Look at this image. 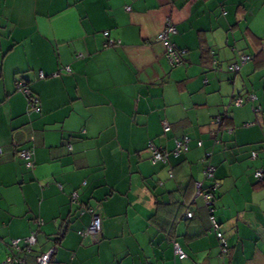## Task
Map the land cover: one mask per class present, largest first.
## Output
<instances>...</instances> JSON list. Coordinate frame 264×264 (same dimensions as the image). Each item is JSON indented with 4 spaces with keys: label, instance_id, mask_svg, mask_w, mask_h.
<instances>
[{
    "label": "crops",
    "instance_id": "1",
    "mask_svg": "<svg viewBox=\"0 0 264 264\" xmlns=\"http://www.w3.org/2000/svg\"><path fill=\"white\" fill-rule=\"evenodd\" d=\"M263 38L264 0H0V264H264Z\"/></svg>",
    "mask_w": 264,
    "mask_h": 264
},
{
    "label": "built area",
    "instance_id": "2",
    "mask_svg": "<svg viewBox=\"0 0 264 264\" xmlns=\"http://www.w3.org/2000/svg\"><path fill=\"white\" fill-rule=\"evenodd\" d=\"M126 10H129V8H126ZM174 33H175V28L168 21L166 23L164 29L160 33L157 34L156 41H158L159 43H161L163 45V47L165 48L166 57L171 61V63L179 64L180 61L182 60V56L185 54V51L184 50H176L173 47L172 43L169 40V37L171 34H174ZM103 35L106 38H108V36H109L108 32H105ZM107 43H108V45H114L115 44L114 40H108ZM249 59H250L249 57H243V58H241V62L244 63V62L248 61ZM67 70L69 71L68 68H67ZM229 70L230 71H237L238 65L230 66ZM38 77L40 79H43L45 77V75L42 72H40ZM19 88L22 90V92L26 96H29V100H30L29 105L32 108H35L36 111H38V109L36 108L38 100L34 96H31V93L27 88L22 87V86L20 87V85H19ZM237 103L240 104L241 100L239 99V101H237ZM169 129H170L169 126L167 124H164V126H163L164 133L169 131ZM189 141H190V138L187 136L181 137L180 139H175L172 154L174 156H178L181 153L187 152L188 147H189L188 146ZM197 145L200 146L201 143L198 142ZM149 148L153 149L152 162L165 160L166 154L164 152L157 150V149H154L152 144H149ZM19 157L24 162L26 168H30L32 166V162H31L32 154H31L30 150H27V149L19 150ZM252 157L253 158L255 157V153L252 154ZM212 174H213V168L210 166H207L203 172V177H204V179H210L212 177ZM254 178L258 181H261L264 184V174L262 172H260V171L255 172ZM195 187H196V195L202 196L203 200L205 201L206 206H210L212 204V197H213V195H211L210 192L215 191L216 184H213L211 186L212 187L211 191H207V192L202 191V184L197 183ZM71 199L73 201L75 199H77V194L73 193L71 195ZM185 216L187 219H190L192 217V213L187 212L185 214ZM209 223L211 225V230L215 233L216 238L220 242L222 253H227L228 252L227 244H226L225 240L223 239L221 232L219 231V224L217 223L214 216L209 217ZM100 229H101V219L99 216L94 215L92 218V221L90 223V226L88 227L86 232H80L79 234L82 235L83 233H88V234L96 236L100 233ZM21 242L23 244H25L24 249L26 251H29L30 247L33 246L36 242L35 235L32 234L31 236H29L28 238L24 239ZM19 244H20V240H14L10 243V250H11L10 254H11V256L7 259V263L23 264V261L21 259H18V257L16 256L17 253L22 251ZM176 253L179 254L180 260L185 258V255L180 250L177 249ZM51 254H52V250L47 252L46 254H43V255L37 257L36 258V264H50Z\"/></svg>",
    "mask_w": 264,
    "mask_h": 264
},
{
    "label": "trees",
    "instance_id": "3",
    "mask_svg": "<svg viewBox=\"0 0 264 264\" xmlns=\"http://www.w3.org/2000/svg\"><path fill=\"white\" fill-rule=\"evenodd\" d=\"M257 39V38H256ZM259 41H260V47H261V49H260V51H258L257 53H260L261 51H262V46H263V42H264V38L263 39H258ZM250 58V57H249ZM251 59V58H250ZM249 59V60H250ZM31 93V92H30ZM31 96H33L32 94H31ZM27 99H28V102L30 103V100H29V96H27ZM180 139V138H179ZM211 189H212V187L210 186V187H206V188H202V191H205V192H207V191H211ZM210 194L211 195H213V197H212V200H213V198H214V191H212V192H210ZM210 206H212V204L210 205ZM210 206H206L205 208H206V210H207V212H208V216H207V219H208V222H209V217L210 216H214L215 217V219H216V221H217V223L219 224V221L217 220V218H216V216H215V214L213 213V209L210 207ZM186 217V216H185ZM192 218V217H191ZM209 225H210V223H209ZM219 227H220V224H219ZM210 229H211V225H210ZM212 231V230H211ZM213 232V231H212ZM214 233V232H213ZM221 234H222V232H221ZM214 235H215V233H214ZM216 237V236H215ZM222 237H223V234H222ZM223 239H224V237H223ZM225 240V239H224ZM226 242V241H225ZM226 244H227V242H226ZM227 249L229 250V247H228V244H227ZM30 251V250H29ZM18 254H16V256H17Z\"/></svg>",
    "mask_w": 264,
    "mask_h": 264
},
{
    "label": "rangeland",
    "instance_id": "4",
    "mask_svg": "<svg viewBox=\"0 0 264 264\" xmlns=\"http://www.w3.org/2000/svg\"><path fill=\"white\" fill-rule=\"evenodd\" d=\"M261 33V32H260Z\"/></svg>",
    "mask_w": 264,
    "mask_h": 264
}]
</instances>
